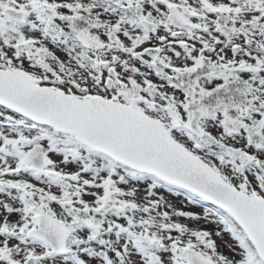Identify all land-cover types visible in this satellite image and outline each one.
I'll use <instances>...</instances> for the list:
<instances>
[{
    "label": "snow or ice",
    "instance_id": "6c2138e0",
    "mask_svg": "<svg viewBox=\"0 0 264 264\" xmlns=\"http://www.w3.org/2000/svg\"><path fill=\"white\" fill-rule=\"evenodd\" d=\"M0 264H264V0H0Z\"/></svg>",
    "mask_w": 264,
    "mask_h": 264
}]
</instances>
